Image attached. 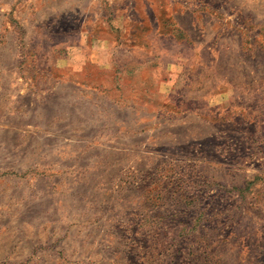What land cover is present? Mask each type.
Listing matches in <instances>:
<instances>
[{
	"label": "rangeland",
	"instance_id": "1",
	"mask_svg": "<svg viewBox=\"0 0 264 264\" xmlns=\"http://www.w3.org/2000/svg\"><path fill=\"white\" fill-rule=\"evenodd\" d=\"M0 264H264V0H0Z\"/></svg>",
	"mask_w": 264,
	"mask_h": 264
}]
</instances>
